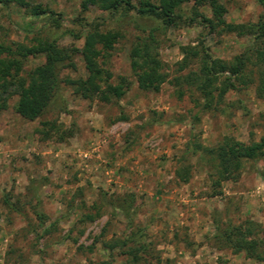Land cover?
<instances>
[{
  "label": "rangeland",
  "instance_id": "1",
  "mask_svg": "<svg viewBox=\"0 0 264 264\" xmlns=\"http://www.w3.org/2000/svg\"><path fill=\"white\" fill-rule=\"evenodd\" d=\"M30 1L57 13L58 24L33 20L14 3L0 4V45L55 38L60 45L79 48L82 39L66 31L96 23L101 30L118 32L104 66L112 82L125 76L129 87L119 100L103 103L76 98L60 83L54 100L33 120L15 112L14 96L6 100L0 109V264L109 262L101 239L129 231L122 212L109 203L125 193L134 197L132 229L140 228L153 248L145 264H264L211 238L215 221L249 219L264 230V155L243 162L236 180L216 188L213 169L200 155L183 152L192 134L207 146L223 136L244 143L264 138V98L255 96L251 84L228 91L219 110L204 111L197 106V93L183 88L179 97L168 82L183 57L180 46L202 41L214 57L229 60L249 39L218 28L208 33L197 20L188 22L193 10L213 18L200 0L181 4L179 22L168 26L134 12L109 14L94 6L81 12L79 0ZM217 1L226 22H255L264 13L257 0ZM148 23L158 27L157 50L168 74L156 92L137 87L128 62L131 44ZM73 60L75 69L62 68L59 77L84 74L80 56ZM42 61V56H28L21 73ZM196 65L191 59L182 72ZM43 121L57 128L48 137L39 131ZM182 163L190 166L186 182L174 174ZM86 213L96 216L81 221ZM122 259L116 254L111 261L121 264Z\"/></svg>",
  "mask_w": 264,
  "mask_h": 264
},
{
  "label": "trees",
  "instance_id": "2",
  "mask_svg": "<svg viewBox=\"0 0 264 264\" xmlns=\"http://www.w3.org/2000/svg\"><path fill=\"white\" fill-rule=\"evenodd\" d=\"M190 0H79L80 11H86L94 6L109 14L121 12L127 15L134 12L139 17L159 22L163 26L175 25L180 20L178 11L181 4ZM213 11V18L198 15L196 10L190 12L188 22L197 20L199 24L211 31L232 33L237 37L246 36L247 46L229 60L214 57L207 46L200 41L197 46H180L183 57L177 62L175 74L168 82L180 97L183 88L193 90L198 94L200 102L198 108L207 111L219 110L223 104L224 95L238 87L254 85V94L264 98V13L255 22L230 23L223 18L224 8L217 0H200ZM264 10V0H257ZM14 3L25 9L33 20H42L57 25V13L42 7L40 3L30 0H0L3 6ZM82 20L81 17L76 20ZM83 29L78 32L67 30L66 34L73 39H82L80 47L63 46L55 38H37L30 45L15 43L14 46L0 45V109L5 107L6 100L15 97L14 110L22 118L33 120L39 117L54 100L60 83L65 84L76 98L97 100L110 103L119 100L129 87L125 76L119 75L117 81H111L112 74L104 66L105 59L113 44L117 41V31L101 30L96 23H80ZM135 37L128 52V62L134 81L142 90L158 91L160 85L168 78L164 64L159 57L157 41L154 32L157 25H150ZM79 55L83 75L77 77H59L62 68L75 69L73 57ZM28 56H42L43 61L24 74L22 64ZM191 59H196L194 69L182 72ZM223 110V109H220ZM39 129L43 136L57 129L55 122H41ZM190 155L198 154L212 169L214 178L211 185L216 188L227 180H236L243 162L256 160L264 155V138L259 141L244 143L232 136H223L212 146L201 144L195 135L186 144L183 151ZM189 164L182 163L174 171L175 176L182 182L189 177ZM111 206L124 215L129 231L121 237L101 239V246L110 257L113 264L114 255L123 257L121 264H145L146 258L152 257L153 248L144 241V233L140 228L132 229V214L134 213V197L132 193H125L111 199ZM97 215V212L95 213ZM86 213L84 221H91L94 216ZM126 227V228H127ZM211 238L229 248L233 253L243 252L245 256L264 261V230L261 225L245 219L241 223L230 222L213 223ZM154 258L158 261V256Z\"/></svg>",
  "mask_w": 264,
  "mask_h": 264
}]
</instances>
